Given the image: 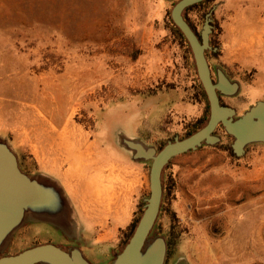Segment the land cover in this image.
<instances>
[{"label": "rangeland", "instance_id": "obj_1", "mask_svg": "<svg viewBox=\"0 0 264 264\" xmlns=\"http://www.w3.org/2000/svg\"><path fill=\"white\" fill-rule=\"evenodd\" d=\"M176 1L0 0V135L26 171L61 181L78 220L74 202L91 212L104 209L96 202L98 190L112 189L103 223L119 209L133 220L150 195L152 161H134L120 146L119 132L158 148L185 137L207 113L194 58L171 22ZM223 3L211 0L187 15L201 31L211 7L219 23ZM220 35L214 38L218 48ZM207 56L213 72L221 63L212 51ZM240 72V93L222 98L238 116L264 99L255 70ZM216 133L221 142L177 155L167 167L175 195L152 233L177 237L167 264L179 258L264 264V143L236 156L228 149L233 137L221 126ZM81 152L88 154L82 160ZM19 167L0 155V243L12 236L6 252L15 254L53 234L67 249L73 243L48 222L31 226V235L27 224L19 227L27 218L26 210L13 208L20 188L25 191ZM57 204L60 212L63 199ZM50 216L67 227L63 213Z\"/></svg>", "mask_w": 264, "mask_h": 264}, {"label": "water", "instance_id": "obj_2", "mask_svg": "<svg viewBox=\"0 0 264 264\" xmlns=\"http://www.w3.org/2000/svg\"><path fill=\"white\" fill-rule=\"evenodd\" d=\"M204 0H177L171 10V17L182 31L192 49L200 81L205 89L210 105V115L207 123L189 136H176L158 149L148 145L141 138L131 137L124 132L118 133L120 146L131 153L136 162L151 160L150 195L145 198L144 212L126 246L119 251L110 264H167L169 244L164 234L152 235L161 209L163 198L162 175L164 168L177 155L196 150L203 144L215 145L222 137L216 129L222 125L226 133L233 137L232 149L236 156H242L252 143H264V99L250 105L240 116L237 109L222 103V97H234L241 91V82L231 78L225 68L218 64L216 79L213 77L207 51L217 50L211 45L213 32V14L216 6L206 14L205 22L196 33L185 18V9ZM0 155L4 159L14 158L19 162L21 182L25 191L20 188L14 197L13 208L26 210L27 218L20 228L28 223H50L60 229L64 237L73 245L64 249L54 243L38 244L15 254L6 251L12 242V236L0 243V264H93L83 249L79 246L81 240L80 222L76 215L73 201L59 179L46 173H31L26 171L21 163L18 152L10 141L0 135ZM3 179V178H2ZM0 177V185L2 184ZM59 198L63 205L59 207ZM63 213L67 227H59L50 215ZM19 223V224H20ZM173 264H188L185 258H179Z\"/></svg>", "mask_w": 264, "mask_h": 264}, {"label": "crops", "instance_id": "obj_3", "mask_svg": "<svg viewBox=\"0 0 264 264\" xmlns=\"http://www.w3.org/2000/svg\"><path fill=\"white\" fill-rule=\"evenodd\" d=\"M216 17L222 28L218 58L228 75L240 80V70L254 69L264 84V0H224ZM111 192L109 189V193L97 195V205L104 208L100 212L88 211L85 204L79 209L74 202L80 222L81 240L78 244L93 264L112 262L119 252L122 230L132 222V218L127 219L120 209L110 211L109 223L101 222L108 218V209L112 207Z\"/></svg>", "mask_w": 264, "mask_h": 264}, {"label": "trees", "instance_id": "obj_4", "mask_svg": "<svg viewBox=\"0 0 264 264\" xmlns=\"http://www.w3.org/2000/svg\"><path fill=\"white\" fill-rule=\"evenodd\" d=\"M209 2H211V0H204L202 2H199V3H196V4L190 5L184 11L185 18L188 20V22L190 23V25L193 27V29L196 31V33L199 36H200V31H198L197 27L191 22V20L189 19L188 15H187V12H188V10H190L192 8H195V7H198V6L207 4ZM212 9H213V7H211L206 12V14L209 11H211ZM171 22H172L173 27H174V30H175L176 34L178 35L179 39L181 40L182 44L186 47L187 51L190 52L192 54L193 58H194V55H193V52H192V49L190 47V44H189L188 40L186 39V37L184 36V34L182 33V31L176 26V24L174 23L172 17H171ZM212 24H213V32L211 33V45L213 46V48H216L217 45H215L214 38L218 37L221 34L222 28H221L220 24L218 23V21H216V19H215V12L213 14ZM208 51H212V53H213V55L215 57H219V55H220L219 49H217V50H208ZM208 51H207V53H208ZM194 61H195V59H194ZM196 70H197V68H196ZM200 94H202L205 97L206 101H207V113H205L200 119H198L196 121V123L193 126V128L190 129L185 136H189L192 133H194L197 130H199L200 128H202L207 123V121L209 119V115H210V105H209V101H208L207 94L205 92V89H204L201 81H200ZM222 103H225V102L222 101ZM220 126L223 127L222 125H220ZM166 144L167 143H165L164 145L161 144L158 147V149L159 150L162 149ZM228 149L230 150L231 153L235 154L234 151H233V149H232V146L231 147H228ZM168 166H169V164H167L165 166L164 171H163V175H162L163 198H162V203H161V209H160V211H162L165 206H167L168 204H170V202L172 201V199L174 198V195H175L176 182L174 180V177L172 176L171 173L166 175V170H167V167ZM145 204L146 203H144V202L142 204H139V209H138V211L136 213V216L133 218L132 222L128 225V227L126 229H123L122 230V236H121V241H120V245H119L120 247L123 246L121 248V250L126 246V244L129 242L131 236L133 235V233H134V231L136 229V226H137V224H138V222H139V220H140V218H141V216H142V214L144 212ZM168 210L170 211L171 216H172L173 220L175 221V219H176V213L174 211L171 212L170 206H169ZM155 229H156V226H154V229L152 231L153 234L155 232ZM172 230L173 229H171V232H172ZM176 238L177 237H176V235H174V232L171 233L169 235V237H168V244H169L168 260H170L173 257V254H174V246L176 245ZM121 250H119V251H121Z\"/></svg>", "mask_w": 264, "mask_h": 264}, {"label": "flooded vegetation", "instance_id": "obj_5", "mask_svg": "<svg viewBox=\"0 0 264 264\" xmlns=\"http://www.w3.org/2000/svg\"><path fill=\"white\" fill-rule=\"evenodd\" d=\"M213 54V53H212ZM216 58H218V57H216ZM214 74H216L215 73V69L213 70V77L215 78V76H214ZM216 79V78H215ZM39 223H29V224H27L25 227H27L28 229H30L31 228V226H33V225H38ZM40 225H43V224H40ZM31 230V229H30ZM29 230V234L31 235V232H33L32 230L30 231ZM50 230H48L47 229V231L46 232H49ZM33 235V234H32ZM54 235L52 234V236L50 237V238H48V239H46V240H43V241H37V242H35V243H33V244H31V245H38V244H43V243H54V244H57V242H55L53 239H54V237H53ZM30 245V246H31ZM29 247V246H28Z\"/></svg>", "mask_w": 264, "mask_h": 264}, {"label": "bare ground", "instance_id": "obj_6", "mask_svg": "<svg viewBox=\"0 0 264 264\" xmlns=\"http://www.w3.org/2000/svg\"><path fill=\"white\" fill-rule=\"evenodd\" d=\"M79 154H80V158H81V160H82V158L84 159V156H85L86 153L81 152V153H79ZM87 155H88V154H86V156H87ZM92 157H93V156H92ZM88 168H89V167H88ZM93 187H94V186H93ZM103 192L109 193V189L98 190V192H97L98 197H99L100 195H102Z\"/></svg>", "mask_w": 264, "mask_h": 264}]
</instances>
